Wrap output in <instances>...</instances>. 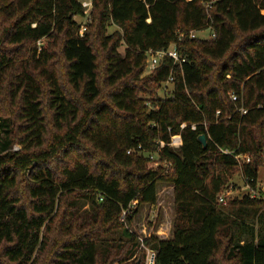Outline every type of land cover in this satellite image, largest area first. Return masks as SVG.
I'll return each mask as SVG.
<instances>
[{"label":"trees","instance_id":"trees-1","mask_svg":"<svg viewBox=\"0 0 264 264\" xmlns=\"http://www.w3.org/2000/svg\"><path fill=\"white\" fill-rule=\"evenodd\" d=\"M86 12L0 0V264H145L146 248L155 264H264V197L217 202L237 170L258 189L264 165V0H92L81 34ZM180 31L186 60L143 75ZM163 183L171 236H141Z\"/></svg>","mask_w":264,"mask_h":264},{"label":"rangeland","instance_id":"rangeland-1","mask_svg":"<svg viewBox=\"0 0 264 264\" xmlns=\"http://www.w3.org/2000/svg\"><path fill=\"white\" fill-rule=\"evenodd\" d=\"M85 5H87L86 15L83 17H76L78 21L83 23H88L91 21V17L89 12L91 10V1L92 0H82ZM116 26L110 27V31H114ZM212 29L205 28L198 30L197 36L200 38H209L211 36ZM46 42V41H45ZM120 51H124V46L120 48ZM150 71L145 68L143 75L148 74ZM163 96V93L160 92ZM19 146H15V149H18ZM155 165V164H154ZM229 184L233 185V192L229 196L228 202L231 198L236 196H242L246 193L245 181L242 177V173L240 170H237ZM258 188L264 192V165L261 167L259 176H258ZM226 205V204H225ZM174 221V208H173V185L170 183L160 184L158 187V201L155 205H143L140 207L139 214L136 216V220L133 224V228L139 233L141 236L145 235V231H143L144 227L147 228V232L150 234L152 230H159L158 234L160 236H167L168 231L171 229V225Z\"/></svg>","mask_w":264,"mask_h":264},{"label":"built area","instance_id":"built-area-1","mask_svg":"<svg viewBox=\"0 0 264 264\" xmlns=\"http://www.w3.org/2000/svg\"><path fill=\"white\" fill-rule=\"evenodd\" d=\"M86 28H87L86 23L82 22L81 28H80V33L83 34L84 31L86 30ZM197 32H198V30H192L189 33L190 37H194V38L198 37ZM185 35H186V33L184 31H180L178 41L172 43L167 48H163L160 50L151 49V50L147 51V68L149 69L150 72H152L154 69H156L162 63L163 58H165L167 56L173 59L174 64H180L181 65L186 60L181 55L180 44H179V41H182ZM215 37H216V34L212 31L211 36L209 38H215ZM173 86H174V75L171 74L169 76V78L161 86L160 92L163 93V96H171L172 92H173ZM232 99L238 100V95L232 94ZM241 111L243 113H246L247 109L242 107ZM219 112L220 111H218V113ZM184 126H185V124L182 125V127H184ZM193 128H196V126L193 125ZM181 143H182L181 134H174L171 136V141L169 143L171 146H173L174 148H178L181 146ZM164 145H165V142L161 141L160 148L163 147ZM225 152L232 154V152H230L228 150H226ZM151 157L154 158V164L155 165H163V166H167V167L171 166L170 163H165V164L160 163V161L157 159L156 155H154V154H152ZM235 157L238 159L239 164L251 162V155H249V154H238V155H235ZM244 181H245V187L247 189L246 190L247 194H250L252 197H257V196L258 197H264V195L261 194V192H262L261 189L253 188L250 185V183H248V181L246 179H244ZM233 189H234L233 185H231V184L226 185L225 188L217 196V202L219 204H223V205L227 204L228 198L232 194ZM137 202H138L137 200L132 201L129 204V206L123 210V216H122L123 221L126 220L127 214L132 213L133 210L136 209ZM140 239L142 241L143 237L140 236ZM142 245H141V247H142ZM146 252H147V254H146L145 264H155V252L148 249V248H146Z\"/></svg>","mask_w":264,"mask_h":264},{"label":"water","instance_id":"water-1","mask_svg":"<svg viewBox=\"0 0 264 264\" xmlns=\"http://www.w3.org/2000/svg\"><path fill=\"white\" fill-rule=\"evenodd\" d=\"M199 139L203 143V145L206 146V144H207V135L206 134H200Z\"/></svg>","mask_w":264,"mask_h":264},{"label":"crops","instance_id":"crops-1","mask_svg":"<svg viewBox=\"0 0 264 264\" xmlns=\"http://www.w3.org/2000/svg\"><path fill=\"white\" fill-rule=\"evenodd\" d=\"M171 229H172V226H171ZM171 229L168 231L167 237L171 236Z\"/></svg>","mask_w":264,"mask_h":264}]
</instances>
